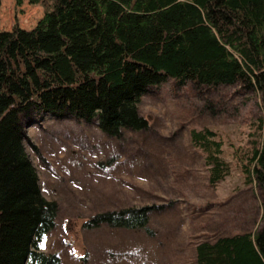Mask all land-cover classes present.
<instances>
[{
	"label": "trees",
	"instance_id": "obj_1",
	"mask_svg": "<svg viewBox=\"0 0 264 264\" xmlns=\"http://www.w3.org/2000/svg\"><path fill=\"white\" fill-rule=\"evenodd\" d=\"M27 2L43 7L36 25L0 30V264H61L39 250L58 207L40 191L25 127L49 113L95 123L109 137L139 132L149 126L141 97L167 80L239 85L264 96V0ZM257 127L250 149L235 152L249 184L264 178V120ZM189 135L209 185L224 180L231 167L216 132L191 128ZM149 211L104 210L84 225L147 228ZM262 218L256 228L202 234L194 264H264Z\"/></svg>",
	"mask_w": 264,
	"mask_h": 264
},
{
	"label": "rangeland",
	"instance_id": "obj_2",
	"mask_svg": "<svg viewBox=\"0 0 264 264\" xmlns=\"http://www.w3.org/2000/svg\"><path fill=\"white\" fill-rule=\"evenodd\" d=\"M42 15L39 4L2 0L0 30L31 29ZM138 108L148 128L119 137L49 113L24 129L40 191L58 207L39 250L57 254L61 264H194L202 234L243 231L263 220L264 178L246 183L235 152L250 149L258 135L264 96L239 85L178 87L167 80L151 87ZM204 127L216 132L231 167L214 186L190 142L189 130ZM142 206L150 207L147 228L84 225L104 210Z\"/></svg>",
	"mask_w": 264,
	"mask_h": 264
}]
</instances>
